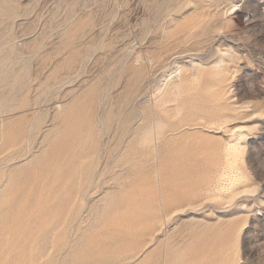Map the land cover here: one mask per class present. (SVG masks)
I'll use <instances>...</instances> for the list:
<instances>
[{
    "label": "rangeland",
    "instance_id": "rangeland-1",
    "mask_svg": "<svg viewBox=\"0 0 264 264\" xmlns=\"http://www.w3.org/2000/svg\"><path fill=\"white\" fill-rule=\"evenodd\" d=\"M0 7V264H264V0Z\"/></svg>",
    "mask_w": 264,
    "mask_h": 264
},
{
    "label": "bare ground",
    "instance_id": "bare-ground-1",
    "mask_svg": "<svg viewBox=\"0 0 264 264\" xmlns=\"http://www.w3.org/2000/svg\"><path fill=\"white\" fill-rule=\"evenodd\" d=\"M1 8V7H0ZM1 12V11H0ZM3 14V13H2ZM1 14V15H2ZM229 142V141H228ZM234 143H232V144H230V145H227V149H228V151L230 150V149H233V148H237L238 147V145H239V143H240V141L239 140H236V141H233ZM3 194V193H2ZM6 196V195H5ZM5 196H3V197H5ZM1 199H3V198H1ZM3 201V200H2ZM1 202V201H0ZM17 225H19V224H17ZM89 238V237H88ZM81 240V239H80ZM77 250V249H76ZM74 258V257H73Z\"/></svg>",
    "mask_w": 264,
    "mask_h": 264
}]
</instances>
